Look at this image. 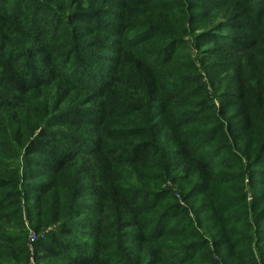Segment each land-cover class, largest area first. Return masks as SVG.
<instances>
[{
	"label": "rangeland",
	"instance_id": "obj_1",
	"mask_svg": "<svg viewBox=\"0 0 264 264\" xmlns=\"http://www.w3.org/2000/svg\"><path fill=\"white\" fill-rule=\"evenodd\" d=\"M27 1L35 3L30 24L48 32L41 45L0 21V37L13 42L4 52L33 53L21 64L29 88L6 92L0 81V204L13 211L0 218V264H64L38 253L62 229L72 246L99 239L117 264H163L164 247L180 251L175 264H264V0ZM111 70L133 78L135 100L164 74L196 77L217 110V139H206L207 127L178 126L186 109L170 102L106 115V93L124 94L119 84L107 88ZM131 122L164 133L151 136L147 164L112 160L111 149L92 145ZM44 140L70 143L29 151ZM113 186L175 202L190 229L170 234L174 221L158 215L135 218L148 224L142 233L124 227Z\"/></svg>",
	"mask_w": 264,
	"mask_h": 264
},
{
	"label": "trees",
	"instance_id": "obj_2",
	"mask_svg": "<svg viewBox=\"0 0 264 264\" xmlns=\"http://www.w3.org/2000/svg\"><path fill=\"white\" fill-rule=\"evenodd\" d=\"M34 4L35 3L28 2L27 0H0V21L7 22L9 25L14 26L22 37L32 41L33 44L38 42V45H41V41L46 39L48 32L42 30L37 25V22L30 24L31 18L29 17V11ZM166 17L169 18V15L166 14ZM44 23H46V21H44ZM39 24L41 25V23ZM32 29H34L35 32ZM31 32L34 34H31ZM54 37L55 35L52 36V38ZM39 39L41 41H39ZM48 44H50V42ZM66 44L69 43L66 42ZM3 45H13V42L6 37H0V81L2 83V89L6 92L10 90L15 92L29 88V81L26 80L25 77L29 73V70L27 67L23 68L21 64L26 58L29 59L28 57H33V53H31L32 50H19L18 52L13 50L12 52H4L2 49ZM60 45H64V42L61 41ZM53 51H56V48H53ZM46 56L49 58L50 62L53 61V58H51L49 54ZM110 72H112L109 76L111 83L107 85V88L111 89L119 84L122 87L119 92L124 94L118 100H113L112 95L108 92L106 93V98L103 103L106 115L113 117L115 113L121 111L124 113L122 116H129L131 113L134 114L139 112L140 101L147 102L150 105L157 102L159 104L170 102L177 110L186 109L177 122L178 126L197 129L207 127L206 139H217L218 132H215L213 126H211L213 125L212 119L217 115V110L211 104H208L204 98L203 87L196 77L183 76L174 81L171 76L164 74L158 82H155L154 85L146 89L144 100H135L136 95L133 94L134 92L130 94L127 91L130 87L133 89V83L131 82L133 78H128L127 75L122 74L117 76L114 70ZM147 125L149 124L145 122V128H141L131 122V124L121 125L117 129L108 128L104 132L103 137L99 135L93 140L92 145L94 148L97 147L98 150L111 149L110 155L112 160L119 159L124 163H131L136 166L145 165L153 159L155 153V145L151 142V136L155 139L164 136L163 131L156 125ZM68 127L77 128L74 120L69 122ZM244 128L245 126H240L238 129L239 132H243ZM121 140L128 141L124 147H112V143ZM74 142L75 141H72L71 143ZM69 143L68 140L62 143H53V141L44 140L32 145L29 151L32 154L46 155L47 152L54 151L56 148L58 149L57 144L67 145ZM63 147L64 146H60L61 149ZM197 163L199 168L203 170L206 169V163L204 161L198 160ZM59 164H62V161H59ZM207 175H209V173ZM23 190L27 192L31 191L27 188ZM111 190L114 198L124 207V212L120 219L121 222L127 219V222L123 224L124 227H129L134 231L142 233L147 230L148 224L136 221L135 218L143 215H150L152 217L158 215L161 217H170L171 221H174L172 227L167 230L170 234H185L190 229L185 226V216L177 209L179 206H177L175 202H171L170 204L163 203V205H161L153 201L156 200L153 194L145 197L138 192H133L130 189L117 186H113ZM220 202L219 204H222ZM12 215L13 211H9L3 204H0L1 219H11ZM152 222L153 220H151L150 223ZM70 233L69 230L62 229L60 234L51 236L48 242L42 244L38 253L63 260L64 264H117L119 254L110 253L109 247L102 245L99 239H94L89 243L79 244L81 246H72L70 245L73 243L72 240L69 241L67 239ZM152 233L154 235L157 233L155 228L152 229ZM159 251L161 253H166L169 257L161 260L163 264H175L179 261L180 251L177 248L164 247ZM140 263L138 259L136 264Z\"/></svg>",
	"mask_w": 264,
	"mask_h": 264
}]
</instances>
